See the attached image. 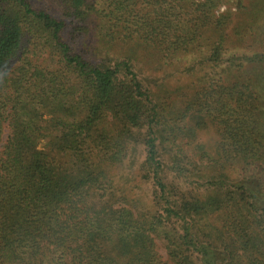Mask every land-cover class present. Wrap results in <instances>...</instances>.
<instances>
[{"label": "trees", "instance_id": "16d2710c", "mask_svg": "<svg viewBox=\"0 0 264 264\" xmlns=\"http://www.w3.org/2000/svg\"><path fill=\"white\" fill-rule=\"evenodd\" d=\"M97 1L57 2L92 56L64 18L0 0V264H264V0ZM182 54L161 83L139 70ZM128 164L155 208L118 187Z\"/></svg>", "mask_w": 264, "mask_h": 264}, {"label": "rangeland", "instance_id": "374dc122", "mask_svg": "<svg viewBox=\"0 0 264 264\" xmlns=\"http://www.w3.org/2000/svg\"><path fill=\"white\" fill-rule=\"evenodd\" d=\"M35 5L43 7L50 11L52 14L64 18L62 16V11L59 9L58 6V0H32ZM99 1V0H98ZM97 1V2H98ZM96 2V3H97ZM95 5L99 8L100 3H97ZM227 4H222L218 7L217 13L221 14L225 12L228 9ZM233 10L237 9L236 5H233ZM100 18V17H99ZM99 18L96 19V22H99ZM67 21V27H66V34L68 36V39H71L73 43H75V46L77 49L87 51L88 55H95L94 52L90 49V44L96 41V32L91 31L89 34V43H86L83 36H78L76 39H72L73 32H74V25L70 22L69 18H64ZM91 37V38H90ZM110 53H117L119 51V46H109ZM119 48V49H118ZM141 48V47H140ZM140 48H136L135 50L141 54V55H147L149 57H154L155 52L153 53L151 48H148L147 50H139ZM98 54H103L100 52H95ZM100 56V55H99ZM176 60V62L168 61L165 65H139V70L144 73V75H147L148 78H151L153 81H158V83H161V77H164L165 74L171 73L178 68L185 67L186 65H189L191 61H193V57L186 54L180 55ZM46 62V61H44ZM170 80L166 79V83L171 88H176L179 86L186 85L190 78L188 74H177L175 76H170ZM191 81V80H190ZM9 134L8 130L6 129L3 134V140L6 139L7 135ZM221 139V133L219 126L215 122H209L206 128L199 130L197 135V141L202 143L206 148L209 149V151H212L213 154L217 152V146ZM3 142V141H2ZM46 141L44 140L40 148L45 145ZM185 149L186 146H185ZM52 153V151H51ZM57 159L60 162H66L70 159L69 155H63L61 153H53ZM132 154L130 155V157ZM129 165L124 166H117L114 168L115 178L118 187H123V191H125L126 195H128V198L130 200V205L133 207H137L140 209H149V208H155L154 205V188L152 185V177L144 178L141 176V171L139 170L138 166L134 165L132 168H129ZM138 168V169H137ZM165 178L169 183H176L174 174L172 173L171 169L167 168L165 169ZM176 185V184H175ZM162 254L165 255V249L162 247L161 249Z\"/></svg>", "mask_w": 264, "mask_h": 264}]
</instances>
